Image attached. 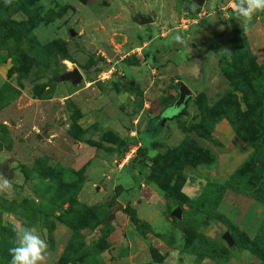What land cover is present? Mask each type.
I'll return each instance as SVG.
<instances>
[{
  "label": "rangeland",
  "instance_id": "rangeland-1",
  "mask_svg": "<svg viewBox=\"0 0 264 264\" xmlns=\"http://www.w3.org/2000/svg\"><path fill=\"white\" fill-rule=\"evenodd\" d=\"M21 1L0 0V174L12 184L0 194V264H10L16 223L48 243L46 264H262L241 235L253 238L244 199L235 201L244 194L224 192L217 210L229 223L183 187L197 175L201 191L262 158L264 124L251 114L253 144V127L240 118V137L218 101L232 94L245 111L236 83L258 82L264 121V74L253 78L250 63L264 64V12L241 31L232 29L236 0H38L34 17L18 11L2 23ZM202 67L209 80L194 90ZM74 70L79 80L62 79ZM180 82L192 94L176 108ZM140 145L150 148L146 165L132 163Z\"/></svg>",
  "mask_w": 264,
  "mask_h": 264
},
{
  "label": "trees",
  "instance_id": "trees-1",
  "mask_svg": "<svg viewBox=\"0 0 264 264\" xmlns=\"http://www.w3.org/2000/svg\"><path fill=\"white\" fill-rule=\"evenodd\" d=\"M37 1L38 0H26L24 2L21 1L18 7L14 8L13 10H9V8H7L8 10L4 9L2 13L3 15H6V20L3 19L2 23H5V22L11 23L9 21V17L18 11H22L26 13L28 17L30 18L34 17L35 9L31 8V5L36 3ZM231 22H232L233 30L241 29V31H244L239 26V23L237 22L235 17L231 18ZM31 44L32 42L30 39V41H28V45L30 46ZM206 63H208L207 60H205L202 66L205 65ZM250 63L252 67L251 72L254 75H256L253 78L259 79L260 78L259 76L264 74V64L257 65L255 64L254 60H250ZM209 69H212V68H209ZM208 80H209V77L206 75V70H204L202 67L201 75L199 79L196 81V85H193V89L197 90L199 85L206 84ZM241 82L244 83L245 81L239 78L238 82L236 83L237 86H235L236 87L235 90H240L243 93L246 110L241 111L237 101H235L232 94H228L220 98L218 101V107L221 111L220 112L221 118L227 117L228 120L230 121L231 127L234 128L235 132L240 137L247 138L248 136L245 134V132L247 131V126L250 125L251 127H253V136L249 139V141L254 144L257 141L258 130H255V124H254L255 121H253L252 118L256 117L257 120L261 121L260 123L264 124V121H262L263 116H262V110L260 106L261 97H259L262 87H260L258 82L255 84V86L252 85V82L249 84L245 83L244 85H242ZM238 83H240L241 85H238ZM251 114H252V118H251ZM243 117H244V120H246L247 126H245L246 125L245 123L241 124V122L239 121V119ZM182 146L187 147L186 149L191 152H195L198 154L204 153V152L202 153L201 148L196 147L192 143L190 144L185 143V144H182ZM149 151H150V148L148 145L138 146L136 148L135 155L132 158V163L138 164V165H146L145 160L147 158ZM257 159H258V156L255 158V160ZM255 160H253V162L260 163L258 166H255V165L250 166L253 162L249 158L247 159L245 164H243L239 169H236L233 175L230 176V178H228L224 182H215V181H210V180H207L205 182L200 193L198 194V196H196V198L201 200L207 212L209 211L211 215L218 216L225 222L232 223L226 216L222 215L217 210V207L220 201L222 200V197L226 189H231L238 193H242L246 196H249L251 199L264 205V149H262V158H260L257 161ZM249 173L259 174L256 182L246 183L244 181V178H248ZM154 182H156L157 186L160 189L164 190L167 193L169 189L167 185H164L162 182L156 179ZM169 201H171L170 203H172L171 199ZM241 235L244 238L246 237L248 247L258 255L259 259L262 261V264H264V218L261 224L259 225L253 238L249 239L244 232H241ZM214 247L216 248V251H218V248L221 249V247L217 243H214ZM92 255H93L92 252L88 250L87 256H92ZM151 255L155 261H159L162 258L161 255L157 251H155L153 248L151 249ZM207 256L213 257L212 253L207 254Z\"/></svg>",
  "mask_w": 264,
  "mask_h": 264
},
{
  "label": "clouds",
  "instance_id": "clouds-1",
  "mask_svg": "<svg viewBox=\"0 0 264 264\" xmlns=\"http://www.w3.org/2000/svg\"><path fill=\"white\" fill-rule=\"evenodd\" d=\"M234 17L242 30L246 31L253 16L264 12V0H236L233 5ZM177 41L181 40L176 36ZM12 184L8 178L0 174V194L9 193ZM15 234L13 244L9 248L10 264H46L51 256L48 243L39 235L34 226L16 223L13 225Z\"/></svg>",
  "mask_w": 264,
  "mask_h": 264
},
{
  "label": "crops",
  "instance_id": "crops-1",
  "mask_svg": "<svg viewBox=\"0 0 264 264\" xmlns=\"http://www.w3.org/2000/svg\"><path fill=\"white\" fill-rule=\"evenodd\" d=\"M225 127L228 128L229 127V124L225 121V122H221V123H218V125L216 126V130H218V128H223ZM228 135L230 136V138L234 141V143L236 142V146L237 148H240V150H243V151H246L248 149V146H246V144L240 140L237 136H235L233 133H228ZM217 159L218 161L220 162L221 160V157L220 155L217 153ZM205 176L209 177V179L212 180L213 177H218L217 176V172L216 171H207ZM200 177L197 176V175H192L190 176L184 187H183V190H184V193L187 194L189 197H196L199 193H200V187H201V179H199ZM220 179V178H219ZM218 179V181H220ZM222 179V178H221ZM221 182V181H220ZM187 183H189L190 185H192V189H193V192L192 193H188L185 189H187ZM229 190H227L225 192V195L228 193ZM237 196V195H236ZM236 196L234 198H236ZM238 198L235 199V201H240V198L244 199V204H246L245 208L248 209V211H246V215H245V223L243 226H246L244 227L247 234L250 235L251 237H253L259 227V225L261 224L263 218H264V207L261 205V203L253 200V199H249L246 198L244 195H239L237 196ZM224 198V197H223ZM250 201V202H249ZM223 202L221 201L220 204H222ZM219 204V206H220ZM219 211H220V208H219ZM221 212V211H220Z\"/></svg>",
  "mask_w": 264,
  "mask_h": 264
},
{
  "label": "water",
  "instance_id": "water-1",
  "mask_svg": "<svg viewBox=\"0 0 264 264\" xmlns=\"http://www.w3.org/2000/svg\"><path fill=\"white\" fill-rule=\"evenodd\" d=\"M196 3H198L199 5H202L203 3V0H195ZM141 22H149V21H152V17H145V16H141ZM70 33L72 35H74V32L73 30H70ZM107 54L109 56H112L113 53L110 51V49L108 47L105 48ZM71 79L72 81H77L81 78V75L79 74V72L77 70H74L72 72H66L63 76H62V79ZM192 94V91L183 83V82H180L179 83V86H178V97L177 99L174 101V107L176 108H180L184 102H185V99L190 96ZM7 175V174H6ZM175 213L178 215V210L175 211Z\"/></svg>",
  "mask_w": 264,
  "mask_h": 264
}]
</instances>
